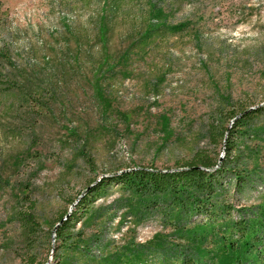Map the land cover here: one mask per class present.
Returning a JSON list of instances; mask_svg holds the SVG:
<instances>
[{
    "label": "rangeland",
    "instance_id": "obj_1",
    "mask_svg": "<svg viewBox=\"0 0 264 264\" xmlns=\"http://www.w3.org/2000/svg\"><path fill=\"white\" fill-rule=\"evenodd\" d=\"M103 5L113 19V51L122 33L135 34L123 40L126 49L149 23L170 29L117 61L114 53L109 66L122 62L101 98L68 68L59 72L67 92L56 103L38 98L34 89L54 76L44 65L66 64L76 39L91 40ZM153 5L162 13L151 21ZM88 46L82 55L98 51ZM0 68H14V91L0 97V264H128L157 245H182V230L169 223L177 209L152 208L147 196L115 187L80 213L66 246L55 233L59 217L69 218L79 198L113 173L173 169L194 155L217 169L232 127L249 183L234 195L227 172L221 196L235 210L264 208V115L233 126L241 109L264 105V0H0ZM30 70L40 77L24 86L19 74ZM18 214L30 215L33 226Z\"/></svg>",
    "mask_w": 264,
    "mask_h": 264
},
{
    "label": "trees",
    "instance_id": "obj_2",
    "mask_svg": "<svg viewBox=\"0 0 264 264\" xmlns=\"http://www.w3.org/2000/svg\"><path fill=\"white\" fill-rule=\"evenodd\" d=\"M110 10H113L112 6ZM120 10L118 9V12ZM161 13L162 9L153 5L149 12V18L151 21L155 20L154 16L159 19ZM110 16L112 15L103 5L101 11L96 12L92 20L91 40L89 35L76 39V53L68 55L66 64H61L58 60L44 65V68L48 66L46 69L50 68L51 72H54V76L48 80V84L42 88L41 92L34 89L38 98H45L56 103L61 93L67 92L59 84V72L62 68L73 71L71 76L79 78L77 85L88 86L94 96L98 99L101 98L103 95L101 85L110 78L109 74L115 75L113 72L116 64L122 62L121 58L117 63H112L109 66L110 57L114 53L116 54L114 60L123 55L127 56L137 43L149 39L154 33L160 35L161 32L170 29L165 22L156 27L149 23L141 37L133 41L126 49H122L121 44L135 34L122 33L120 34L122 37L119 35L118 38L120 44L118 50L113 51L112 48L107 47L111 43L109 34L112 35L114 32L113 28L110 29V24L113 22ZM182 28L173 27L171 29L173 31L180 29L181 31ZM130 40L133 39L127 41ZM91 43L99 45L98 51L95 53L86 51L82 55L81 49ZM88 48L90 49V46ZM83 68L85 71H82ZM13 69L0 68V97H5L14 91L10 80V77L13 76L11 75ZM61 76L63 84L68 86L65 77ZM37 77H40V72L34 70L19 74V80L24 86L33 83L34 79L38 80ZM239 114L243 116L234 121L235 128L244 120L264 115V105L252 109H241ZM235 118L236 115L232 116L233 120ZM233 132L234 128L232 127L224 139L225 161L217 169H215L217 163L209 157L194 155L189 161L177 165L173 169L157 170L138 167L102 178L90 188L86 195L79 198L75 210L69 218L63 220L66 213L59 217L55 238L60 243V248L66 246L70 241L71 235L68 233L74 223L80 221L83 215L80 213H86L88 207L99 199L101 193L115 187L117 190H129L135 195L147 196L152 208L177 209L172 217L173 220L169 223L173 224L174 229L180 228L183 233L179 234L182 237V245L174 247L175 249L168 248L164 244L157 245L147 257L140 255L129 257L128 264H155V262H157L156 264H264V208L259 206L254 210L241 206L235 210L234 206L228 203L225 194H223V201H218L220 197H223V195L221 196L222 192H226L224 188L226 186L221 178L223 174L229 172L234 177V195H240L249 183L246 176L242 174V170L238 168L240 164L237 154H235V139L237 140L238 137L233 135ZM230 168L235 170H229ZM234 211L236 215L235 218H232L231 214ZM18 216L20 220L33 226L34 220L30 215L18 214Z\"/></svg>",
    "mask_w": 264,
    "mask_h": 264
},
{
    "label": "water",
    "instance_id": "obj_3",
    "mask_svg": "<svg viewBox=\"0 0 264 264\" xmlns=\"http://www.w3.org/2000/svg\"><path fill=\"white\" fill-rule=\"evenodd\" d=\"M241 115H242V114H241ZM241 115H240V116H241Z\"/></svg>",
    "mask_w": 264,
    "mask_h": 264
}]
</instances>
